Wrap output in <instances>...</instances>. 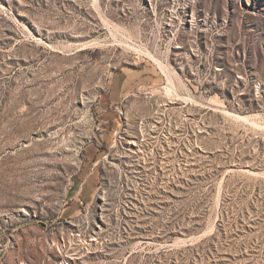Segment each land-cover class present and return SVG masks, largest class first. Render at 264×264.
I'll return each mask as SVG.
<instances>
[{
  "label": "rangeland",
  "instance_id": "374dc122",
  "mask_svg": "<svg viewBox=\"0 0 264 264\" xmlns=\"http://www.w3.org/2000/svg\"><path fill=\"white\" fill-rule=\"evenodd\" d=\"M0 264H264V0H0Z\"/></svg>",
  "mask_w": 264,
  "mask_h": 264
}]
</instances>
